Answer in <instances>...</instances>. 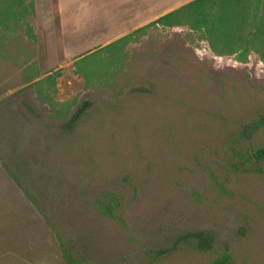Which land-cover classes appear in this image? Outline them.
Here are the masks:
<instances>
[{
	"label": "rangeland",
	"instance_id": "1",
	"mask_svg": "<svg viewBox=\"0 0 264 264\" xmlns=\"http://www.w3.org/2000/svg\"><path fill=\"white\" fill-rule=\"evenodd\" d=\"M33 1L35 38L21 25L0 54V264H213L224 251L264 264V161L251 157L264 135L242 134L264 114L259 55H215L203 32L155 24L112 60L103 47L138 29L109 23L115 0H62L63 15ZM195 230L214 247L158 253Z\"/></svg>",
	"mask_w": 264,
	"mask_h": 264
},
{
	"label": "trees",
	"instance_id": "2",
	"mask_svg": "<svg viewBox=\"0 0 264 264\" xmlns=\"http://www.w3.org/2000/svg\"><path fill=\"white\" fill-rule=\"evenodd\" d=\"M34 13L33 0H0V54L7 37L23 25L26 33L35 38L29 22ZM179 26L187 25L194 31L204 33L211 51L215 55L237 56V60L245 62L251 51L256 52L264 61V0H191L184 5L156 18L143 27L132 31L103 47L112 60L119 57V49L125 47L133 39V35L150 25ZM81 60V59H80ZM78 62V61H77ZM57 73H55L56 75ZM55 75L48 74L32 84L42 81L54 82ZM30 80H27V82ZM90 105L83 101L69 119L67 126H73L78 118ZM260 129L264 135V114L251 123L243 126L242 134L250 136ZM251 157L264 161V145L252 150ZM104 211L111 213L109 205L103 206ZM215 236L208 230L187 231L174 241L171 248L161 249L158 253L173 251L180 242L191 241L200 251H208L214 247ZM67 261V255L63 254ZM231 255L224 251L213 264H230Z\"/></svg>",
	"mask_w": 264,
	"mask_h": 264
},
{
	"label": "crops",
	"instance_id": "3",
	"mask_svg": "<svg viewBox=\"0 0 264 264\" xmlns=\"http://www.w3.org/2000/svg\"><path fill=\"white\" fill-rule=\"evenodd\" d=\"M191 0H137V2L133 5V7H126L121 3V0H115L114 8H118L122 11L121 13H118L117 17L118 20L126 23V25L122 24L121 22L116 21L115 19L110 21L111 24H116V31L121 30H133L135 28H139V26L151 22V20H155L159 16H162L182 5L189 2ZM64 2L62 0H56V6L55 9L58 11L59 15H63L66 13L64 10ZM84 3H79L77 6V9L84 8ZM132 6V3H131ZM103 11L99 12L98 15H104L106 17L108 16H114L112 12L109 10V7L106 5H103ZM127 16V17H124ZM138 17L136 22H133L132 24H129L130 19L132 17ZM147 23V24H148ZM146 25V24H145ZM118 26H120L119 30ZM144 26V25H143ZM142 27V26H141Z\"/></svg>",
	"mask_w": 264,
	"mask_h": 264
}]
</instances>
